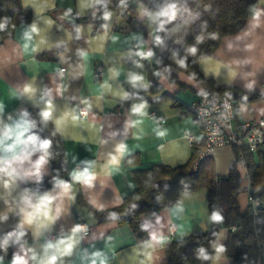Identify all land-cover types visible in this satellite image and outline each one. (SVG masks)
Masks as SVG:
<instances>
[{"label": "crops", "instance_id": "0c3cea01", "mask_svg": "<svg viewBox=\"0 0 264 264\" xmlns=\"http://www.w3.org/2000/svg\"><path fill=\"white\" fill-rule=\"evenodd\" d=\"M139 2L141 1L135 0L133 13L128 17L114 11L108 36L103 44L101 41L94 39L98 34H102L103 32L100 28L103 21L99 19V13L97 14V18L93 19L90 13L91 10L89 9L85 10L84 14L78 17L76 15L79 11L78 0H49L50 4L55 5L54 8L45 4L44 0H36L38 6L45 8L41 16L36 15L35 9L31 4L25 7L23 0H21V7L31 15L29 22L19 23L8 36L0 34V104L4 105L5 120H7L8 114L15 117L20 109L34 108L39 110V107L34 106L32 100H29L27 97H18L14 94V90L22 88L26 82H32L38 89H42L44 86L55 89L57 84L60 83L59 77L56 74V69L58 68L67 69L63 80L67 91L64 92L63 97L56 96L55 91L53 92L55 97L54 102L57 105V115L65 106L71 107L77 104L80 98L89 96L93 98V111L97 113V127L103 125L102 132L97 133L86 127H69L64 135L57 133L65 159L67 160L65 173L67 178L68 172L75 168L81 160H96L98 165L102 164L106 153L111 151L113 145L119 140L125 139L123 135H119L114 139L109 138L108 133L112 131L123 133L125 121L128 119V110L134 101L119 102L111 96H107L104 101L100 102L102 110L95 107V97L100 91L99 84L107 79L108 68L110 66H118L121 70V76L118 81L112 82L114 87L123 85L126 90L132 91L130 86L125 82L128 71L141 72L149 81L148 75L152 67V60L144 61V67L137 69L131 60L127 59L126 55L129 49H135L137 43L136 37L150 40L149 33L151 29L148 27L149 22L146 18L140 19L136 11ZM255 4L264 8V4L258 1ZM69 8L72 9V15L61 20L59 17ZM83 17H89V19L81 21L80 18ZM49 18L54 21L51 26L45 23V20ZM250 19L251 13L240 30L226 35L214 52L209 55L214 60L226 63L234 60H251L250 64L241 65L237 68L238 75L234 81L228 83L226 69H222L220 76L215 79L211 76L205 78L201 71V65L197 63L198 72L205 80L212 83L213 88L226 86L231 88V90L244 94L243 85L247 80H256V94H260L261 89L264 88V17H262L261 28L254 30L250 36L245 37L241 41L236 40L238 35L242 36L244 31L249 28ZM34 20L41 27L42 35L52 47L49 50L46 46H42L44 50L40 53L33 54L30 52V49L29 52L25 53L21 50L24 43L22 33ZM73 25L84 26L83 36L80 40L75 39V33L72 31ZM69 32L72 34L71 40L68 38ZM60 41L65 42L68 49L66 52L64 45L59 48L55 47ZM248 43H255V48L252 51L245 50L244 46ZM229 44L232 45L231 50L228 48ZM148 46L151 47V44ZM78 48L87 51L88 55L86 59H82L77 55ZM59 52H64L63 62L57 56ZM233 67H236V65L233 64ZM97 69L99 70L98 76L96 75ZM248 72L253 73V75L242 78ZM186 75L187 73L184 72H179L178 74L181 86L168 80H161L160 77L157 78L160 91L165 93V98L160 101L148 100L150 104L149 116L156 119L145 117L143 124L139 128L129 129L126 143L129 145L131 154L125 157L118 171H113L111 176H99L95 187L92 189L81 188L80 185L75 186V202H66L68 211L57 221L50 233H45L35 243L37 250H39V245L44 243L46 236L53 235L56 237L60 233L61 227L67 231L73 224L84 222L88 224L89 232L77 252L83 249H87L89 252L101 249L109 255L110 264H135L132 260V256L134 255L133 249L138 246L141 240L147 238V233L142 232L140 227L138 230H134L126 221H117L115 224H112L106 219V211L114 208L113 205L117 198L123 199L136 189L137 184L132 174L133 170L147 169L158 164L176 166L181 164V153L188 152L191 155L193 146L189 139H184V133L189 130L192 136L200 135L201 133L198 125L192 123L194 118L188 111V105L198 97L196 95L197 89L184 80ZM199 84L200 87H204L200 82ZM39 95L40 92L38 91L35 100H39ZM72 97H76L77 99L72 100ZM251 101L249 113L245 114L243 119L236 117V124L264 119V117L259 116L255 111L256 108L264 107V100L256 98ZM234 102L236 108L239 101L238 99H234ZM42 106L41 104L40 107ZM160 118H163L164 122L158 125L157 121ZM50 123L55 129V125L52 122ZM158 126L168 130L165 137L158 138L155 135L154 129ZM133 133L140 135L141 138L134 139ZM101 138L107 139L108 144H101ZM161 145H163L162 149ZM258 152H264V143L261 144L257 151L252 152L254 161H257L256 154ZM74 157L75 161L73 160ZM210 157L213 161V170L216 176H226L229 173L230 167L235 164L242 179L241 187L237 194V203L240 210H244L249 205V179L245 163L236 160L234 148L227 145L215 148ZM129 159L132 160V164L127 163ZM97 170L99 171V168ZM52 177L53 173L49 165L43 178ZM33 183L34 181L21 183L12 192V197H9L10 202L13 197L18 199L20 192L25 187L29 188V185ZM4 195V190L0 187V196ZM89 199L103 203L106 206V211L96 212L88 203ZM183 200V213L177 214L174 212L169 217L168 209L173 208L174 204L159 210H148L139 215V225L144 219L154 221L155 218L151 214L155 212L165 217L166 227L163 231L167 235L169 226L167 221L170 219L171 224H174L176 230L174 235L171 238L169 237L168 243L181 239L180 225L184 226L187 235L207 230L210 226L206 220V214L209 212L207 191L201 189ZM6 210L7 205H5L3 199H0V213ZM15 211H18V209ZM89 212L94 213V215L90 217L88 215ZM8 215L9 219L7 221H0V232L15 228L19 221V216L15 212H10ZM219 232L224 243L228 236V230L220 229ZM101 233L104 234L105 238L111 235L113 237L112 241L106 242L104 238H101ZM93 235L97 237L95 240L92 239ZM187 235H184L183 238ZM28 240L29 244L32 245L33 239L31 233H29ZM166 245L158 251L159 259L155 260L154 264H169L165 254ZM14 250L12 248V252ZM8 260L5 259V264H8ZM66 262L67 264H81L79 256L75 254L71 258H66ZM209 264H212V262H209ZM216 264H234V262L232 258L224 253L220 260L216 261Z\"/></svg>", "mask_w": 264, "mask_h": 264}, {"label": "clouds", "instance_id": "9594fccd", "mask_svg": "<svg viewBox=\"0 0 264 264\" xmlns=\"http://www.w3.org/2000/svg\"><path fill=\"white\" fill-rule=\"evenodd\" d=\"M258 2L264 4V0H258ZM23 3L25 7L31 4L37 16H41L45 11L43 6L37 5L36 0H23ZM44 3L52 8L55 7L54 4L49 3V0H44ZM111 3L112 0H78L79 11L76 13L78 17L82 16L85 10L89 9L91 10L93 19H96L99 13V19L103 21L100 25L103 32L102 34H98L94 39L101 41L102 44L107 39L110 22L114 16V11L109 7ZM116 7L120 9V14L123 15L129 7V0H118ZM136 11L140 19H147L149 22L148 27L151 29L149 33L150 40L136 37L137 43L135 49H129L126 54L127 59L131 60L137 69H142L144 67L143 62L151 61L156 55L153 47L148 46L149 44L163 49L166 47V37L177 32L181 27L190 25L199 18V13H193L190 8L186 5H181L178 0H161L154 9L147 7L141 0L137 5ZM250 11L249 28L244 31L242 36L238 35L236 37L237 41L250 36L254 30L262 26L264 8L254 4L250 7ZM71 15L72 9L69 8L59 18L63 20ZM177 21L179 23H176ZM7 23V19L0 20V31L5 30ZM45 23L51 26L54 21L49 18L45 20ZM169 25L173 27L169 28ZM72 31L75 33V39L80 40L83 36L84 26L73 25ZM68 38L69 40L72 39L71 32L68 33ZM217 38L215 33L210 34V39L216 40ZM22 39L24 43L21 50L25 53L29 52V49L33 54L40 53L44 50L42 46H46L49 50L52 47L42 35V29L35 20L24 29ZM204 39V35H197L195 37L196 44L188 46L184 55H180L178 51H173L171 59L178 69L187 73L184 80L197 89L196 95L200 98L202 105L198 109V114L201 118L207 117L206 123L210 125L209 128L204 129V133H207L208 141L216 143L218 140H223L226 132L231 131V120L234 116L243 119L245 114L249 113L250 104H252L249 94H255L257 82L256 80H247L243 85V95L237 96L231 91H224L223 98H221L219 91L210 92L206 88L200 87L198 73L196 71H189V57H197L199 51L197 45L203 43ZM175 42L182 43V39H177ZM62 45L65 46L64 50L66 52L68 49L64 41L58 42L55 47L59 48ZM244 47L246 51H252L255 48V43H248ZM228 48L231 50L232 45L229 44ZM77 55L82 59H86L88 53L84 49L78 48ZM57 56L61 62L64 61V52L57 53ZM156 63L159 65L161 61L157 60ZM191 63H199L201 65V71L205 78L211 76L215 79L220 76L222 69H226L228 83H231L238 75L237 68L241 65L250 64L251 60H234L226 63L214 60L209 55H200L198 59L191 61ZM233 64L236 67H233ZM66 71L67 69L65 68L56 69L60 83L57 84L55 89L47 86L38 89L32 82H26L22 88L14 90V94L18 97H27L33 101L34 106L39 107V124L46 127L49 122H52L55 125L53 135L57 133L64 135L69 127H86L97 133L102 132L103 125L97 127V113L93 111L94 101L90 96L80 98L79 102L71 107L65 106L57 115V105L54 102L55 97L53 92L55 91L56 96L63 97L64 92L67 91L63 83ZM171 73L172 67L169 65L165 66L162 70L156 71L154 75L160 77L161 80H167L170 78ZM251 75L253 73L248 72L242 78ZM120 76L121 70L118 66H110L108 68L107 79L99 84L100 91L95 97V107L101 108L100 102L104 101L107 96H111L119 102L134 101L128 110V119L125 121L123 133L117 131L108 133L109 138L114 139L119 135H123L125 139H121L113 145L111 151L106 153L102 164L98 165L96 160H81L75 168L68 172L67 179L62 178L57 170L56 175L52 177L50 189L41 191L39 187L36 189L25 187L20 192L19 198L13 197L11 202L9 197H12V192L21 183L34 181L37 185L42 184L46 169L54 159L53 140L40 134L43 128L38 127V121L32 117L27 109H20L15 117L8 114L7 120H5L4 105L0 104V187L3 188L5 193L4 196H0V199H3L5 205H7V210L0 213V221H7L10 212H15L19 216L16 227L0 237V253H2L0 254V264H5V258L8 255L10 247L15 250L11 253L8 264H67L66 258H71L74 254L79 256L81 264H110V257L104 250L96 249L89 252L87 249H83L77 252L82 242L88 236V224L75 223L67 231L61 227L60 233L56 237L45 239L44 243L39 245V250L35 247V243L45 233H50L57 221L68 211L66 202H75L76 185H80L81 188L92 189L95 187L99 176H111L113 171L119 170L122 161L126 156L131 154L129 145L126 143L129 129L139 128L143 124L145 117L156 119L149 116V101L145 96L140 94L141 92H149L152 87L151 81H148L141 72L128 71L125 82L132 89V91H129L123 85L118 87L113 86L112 82L118 81ZM38 91L40 95L37 101L35 97ZM71 99L76 100L77 98L72 97ZM234 99H238L239 101L235 109L229 102ZM259 99L264 100V88L261 89ZM41 104L43 105L42 107H40ZM253 107L255 106L253 105ZM255 111L259 116L264 117V107L256 108ZM163 122V118L157 121L158 125ZM192 123L198 125L200 121L193 120ZM259 126L264 129V119L259 121ZM154 131L158 138H163L167 135L168 130L158 126ZM204 133L192 136L189 130L184 133V139L194 140L196 144H201V142H205ZM133 138L140 139L141 137L133 133ZM248 142L251 145V151H255L256 144L251 139ZM100 143L107 145L108 140L101 138ZM160 147L162 149L163 145ZM180 156L181 164L189 161L190 154L188 152H183ZM73 160L75 161V157ZM127 163L132 164V160L129 159ZM63 164H67L66 159ZM98 168L99 171L97 170ZM259 190V188L256 189V191ZM184 195L188 196L189 193L185 192ZM156 199L159 200L160 197L158 196ZM88 203L96 212L106 211V206L103 203H98L94 199H89ZM123 203L122 198H117L113 207H117ZM137 208V203H130L123 215H127ZM16 209L18 211H15ZM174 212L177 214L184 212L183 199L176 201L173 208L168 209L169 217ZM88 215L91 217L94 213L89 212ZM121 215L117 211H107L106 219L115 224L120 220ZM151 215L155 218L154 221L144 219L140 224V229L142 232L147 233V238L141 240L138 246L133 249L134 255L132 256V260L135 264H154V261L159 259L158 251L169 242V236L165 235L163 231L166 227L165 217L155 212ZM206 220L210 225H222L225 217L220 208L213 207L210 212H207ZM167 224H171L170 219L167 221ZM168 230L169 232L175 231L176 227H169ZM179 231L181 239H183V236L187 235L183 225L179 226ZM29 233H31L33 239L32 245L29 244V240L27 239ZM100 236L106 242H110L113 239L111 235L105 238L103 233ZM211 237L212 239L208 240L207 247L201 245L197 248L196 258L200 261H210L212 264H216V261L220 260L227 249L225 243L222 242V236L219 231H212ZM96 238L93 235L92 239L95 240Z\"/></svg>", "mask_w": 264, "mask_h": 264}, {"label": "trees", "instance_id": "16d2710c", "mask_svg": "<svg viewBox=\"0 0 264 264\" xmlns=\"http://www.w3.org/2000/svg\"><path fill=\"white\" fill-rule=\"evenodd\" d=\"M21 0H0V20L7 19L5 30L0 31L2 36L12 33L16 25L21 22H29L31 15L23 9ZM141 1V0H140ZM258 0H178L181 5H186L193 13H199V18L188 26L181 27L177 32L166 37V47H153L156 55L152 59V67L149 71V81L152 83L148 93L141 92L148 100L160 101L165 98V93L160 91L157 83V76L154 73L162 70L165 66L172 67V73L168 81L178 84L179 72H183L176 67L171 59L172 52L178 51L180 55L185 54L188 46L196 44L195 37L204 35V42L197 45L199 51L197 57H189V71L198 73V81L207 90L214 92L231 91L237 96L243 95L239 91L231 90L226 86L213 88L212 83L205 80L197 70V64L191 61L198 59L200 55H211L217 48L221 40L226 36L236 33L243 26L246 18L251 13L250 7ZM130 6L134 8L135 0H129ZM149 8H155L161 0H142ZM118 0H112L109 7L119 13L116 7ZM91 13V12H90ZM89 17L80 18L88 20ZM176 23H179L177 21ZM173 27L172 25L168 26ZM215 33L216 40L210 39V34ZM163 35V34H161ZM177 39H182V43H176ZM157 60L161 63L158 65ZM250 100L259 98L260 94H249ZM38 121V127L43 128L40 133L44 137L53 140L54 159L50 166L53 176L57 170L62 178L67 179L64 152L58 135H53L55 129L49 122L46 127L39 124V110L26 108ZM202 145H193L189 161L184 164L170 166L165 164L153 165L147 169L133 170L132 174L137 187L134 191L123 198L124 203L108 211H117L123 215L130 203H137L138 208L127 214V218H121L118 222L126 221L134 230H138L140 225L138 217L148 210H159L173 205L180 199H185L195 192L205 189L207 191L208 211L213 207L222 210L225 221L222 225H210L203 232H196L185 236L183 239L168 243L165 247V254L169 264H209L210 261H200L196 258V250L199 246H208V240L212 239L211 232L227 229L228 236L224 242L226 245L225 254L232 258L234 264H264V152L256 154L257 161L253 160V153L246 148H234L236 160L242 156L249 179L248 194L258 201V206L254 212L251 204L244 210H240L237 203V194L241 187V176L233 164L226 176H216L213 170V161L210 156L203 157L194 167V161L202 151ZM63 165V167H62ZM52 178H43V182L37 185L35 182L29 185L30 189L45 190L51 188ZM259 188V191L256 189ZM189 193L185 196L184 193ZM160 197L157 200V197ZM107 214V211H106ZM0 232L2 237L8 231ZM29 239V236L27 237ZM12 247L9 248L5 259H10ZM2 254V253H0Z\"/></svg>", "mask_w": 264, "mask_h": 264}, {"label": "built area", "instance_id": "2783aa9c", "mask_svg": "<svg viewBox=\"0 0 264 264\" xmlns=\"http://www.w3.org/2000/svg\"><path fill=\"white\" fill-rule=\"evenodd\" d=\"M133 13V8L130 6V2H129V7L127 9V11L124 12L123 16L128 17ZM119 14H120V9H119ZM96 75H99V70L97 69ZM210 92H214L212 90H208ZM221 98H223V94H220ZM232 105L233 108L235 109V102L234 100L229 101ZM201 101L200 98L197 97L194 101H192L189 105H188V111L192 114L194 120L200 121V123L198 124L200 133H204V129L205 128H209L210 125L208 123H206V121L208 120L207 117H203L201 118L198 114V109L201 107ZM259 120H254V121H250V122H243V123H239L236 124V117L234 116V118L231 120V124H232V129L229 132H226L223 140L222 141H217L216 143H211L210 141H208V136L207 133H204L205 135V142H201V144H196L195 141H191L192 146L195 145H202L203 149L202 151L198 154L196 160L194 161V167L197 166V164L200 162L201 157H205V156H210L213 152V150L217 147L220 146H231L233 148H246L248 151L250 152H255L259 149V147L261 146L262 143H264V129L260 128L259 126ZM249 139H251L255 144H256V150L255 151H251V145L249 144ZM239 162L243 163L244 159L242 156L239 157ZM248 201L249 204H251L254 212L256 210V207L258 206V201L255 200L252 196H248ZM82 224H85L84 222H79ZM174 226V224H169V227ZM175 231L172 232H167V236H169L170 238L174 235ZM54 238L53 235H48L45 237V239H51Z\"/></svg>", "mask_w": 264, "mask_h": 264}, {"label": "water", "instance_id": "95a60500", "mask_svg": "<svg viewBox=\"0 0 264 264\" xmlns=\"http://www.w3.org/2000/svg\"><path fill=\"white\" fill-rule=\"evenodd\" d=\"M1 39V38H0ZM123 218H127L128 216L127 215H122Z\"/></svg>", "mask_w": 264, "mask_h": 264}]
</instances>
